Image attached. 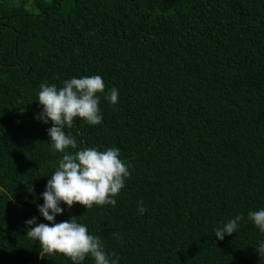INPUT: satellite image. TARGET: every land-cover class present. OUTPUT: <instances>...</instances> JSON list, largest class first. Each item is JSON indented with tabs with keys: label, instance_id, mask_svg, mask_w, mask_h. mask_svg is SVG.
Instances as JSON below:
<instances>
[{
	"label": "trees",
	"instance_id": "obj_1",
	"mask_svg": "<svg viewBox=\"0 0 264 264\" xmlns=\"http://www.w3.org/2000/svg\"><path fill=\"white\" fill-rule=\"evenodd\" d=\"M92 75L118 103L65 131L118 148L131 177L115 207L61 204L55 222L79 218L118 264H264L248 220L264 208V0H0V264H72L26 238L61 158L38 93Z\"/></svg>",
	"mask_w": 264,
	"mask_h": 264
},
{
	"label": "clouds",
	"instance_id": "obj_2",
	"mask_svg": "<svg viewBox=\"0 0 264 264\" xmlns=\"http://www.w3.org/2000/svg\"><path fill=\"white\" fill-rule=\"evenodd\" d=\"M103 95L112 105L118 103L119 93L113 87L106 91V85L100 75L82 76L65 80L61 87L42 83L38 93V102L43 111L36 117L44 124L51 121L47 130L53 153H60L58 167L47 181L41 194L43 204L38 211L49 223H39L35 217L27 220L26 238L38 241L40 256L62 254L72 264H84L91 258L94 264H118L115 253H106L99 236L90 234L85 224L73 216L70 220L55 222L62 215L61 204L71 209L74 205L84 206L91 211L94 206H116V198L131 177L130 165L120 157V150L110 147L101 150L97 147L77 149L74 136L67 134L66 128L76 126L77 119L96 126L102 123L100 96ZM75 150V151H73ZM138 212L144 214L147 209L143 202L138 204ZM243 217L237 215L223 227L215 230V236L223 240L239 228ZM250 220L264 234V208L251 211ZM115 235V234H114ZM264 256V241L256 249Z\"/></svg>",
	"mask_w": 264,
	"mask_h": 264
}]
</instances>
